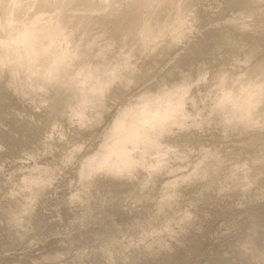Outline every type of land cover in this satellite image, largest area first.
Instances as JSON below:
<instances>
[{"label": "rangeland", "instance_id": "obj_1", "mask_svg": "<svg viewBox=\"0 0 264 264\" xmlns=\"http://www.w3.org/2000/svg\"><path fill=\"white\" fill-rule=\"evenodd\" d=\"M40 1L0 0V264H264V85L231 104L264 79V0H65L50 47L77 55L42 83L9 53L59 20ZM162 91L171 114L98 158Z\"/></svg>", "mask_w": 264, "mask_h": 264}, {"label": "bare ground", "instance_id": "obj_2", "mask_svg": "<svg viewBox=\"0 0 264 264\" xmlns=\"http://www.w3.org/2000/svg\"><path fill=\"white\" fill-rule=\"evenodd\" d=\"M96 1V0H95ZM98 1V0H97ZM100 1H102V0H100ZM100 1H99V3H100ZM120 1H122V0H111V4H112V6H113V8L114 9H116L117 7H116V4L117 3H119ZM125 1V0H124ZM131 1V4H135L136 2V7L138 6L137 4L138 3H142L143 4V1L145 2V0H130ZM149 2H145L146 4L144 5V6H148V3H150V1L151 0H148ZM65 2V0H41L40 1V6L41 5H47V4H51L50 6H54L55 4H56V6L58 5L59 7H60V10L62 9V11H60L59 9V13H58V19L59 20H57V21H55V22H53V23H51V24H47V25H43V22H42V26H39V25H36V24H28V25H23V26H21V28H19V30H18V32L17 33H15V40H21V41H23L22 42V44H18V42L16 43V44H18V45H16L15 44V46H12V48H11V50H10V52L9 51H7V52H9L10 53V55L12 56V59H15L16 60V66L18 65H25V64H37V65H41V68L42 69H40L39 71H41L42 73H41V76H39L40 78L38 79L39 80V82L40 83H42L40 80H42L43 79V81H47V79L50 77V73L51 72H54V71H56V70H59L62 66V64L60 63L62 60H63V58H65V57H67V58H69L68 56H71V57H73V54H76L77 55V53H73V52H75L76 50H72V48L71 49H69V48H67V49H65L64 47H61L62 49H57V48H55V49H53V48H51L50 47V45L52 44V42L53 41H55V39H57L59 36H58V34L60 33V31H61V28H62V24L64 25V20H63V18L64 17H62L63 16V14L62 13H60V12H63V8H62V6L64 7V3ZM82 2L84 3V4H87V5H92V4H95V3H97V2H94V0H82ZM94 2V3H93ZM105 2H106V0H105ZM126 2H127V0H126ZM126 2H125V4H126ZM129 2V1H128ZM54 4V5H53ZM130 4V5H131ZM142 4H140V6H138L137 7V10L139 9V7L141 8L142 7ZM124 5V4H123ZM40 6H38V7H40ZM55 6V7H56ZM127 6V5H126ZM143 6V7H144ZM42 7V6H41ZM128 7V6H127ZM135 7V6H134ZM135 7V8H136ZM56 8H58V7H56ZM125 8V7H124ZM134 8V9H135ZM132 9V8H131ZM122 11V10H121ZM128 11H129V9L125 12L126 14H127V16L130 18V17H134L133 16V14H132V16H130L131 14L130 13H134L132 10H130V13H128ZM116 12V11H115ZM122 12H124V11H122ZM119 13V12H118ZM136 13V12H135ZM134 13V15H136ZM60 14V15H59ZM117 14V13H116ZM130 14V15H129ZM62 15V16H61ZM125 14H123V16H124ZM31 16H33V15H31ZM120 16H122V15H120ZM127 16L125 17V18H127ZM44 17V16H43ZM120 18V17H119ZM122 19H124V22L123 21H121V23L123 22L124 24L126 23L127 25L129 24V22H132L133 21V23L135 24V23H137L135 20L136 19H132V18H128V20L127 21H129V22H127L126 20H125V18L124 17H121ZM120 18V19H121ZM39 19V18H38ZM41 19V18H40ZM121 19V20H122ZM27 20V19H26ZM30 20V19H29ZM33 20V19H32ZM115 20V19H114ZM116 20H118L119 21V19H116ZM132 20V21H131ZM28 21V20H27ZM35 21H37L36 19H35ZM49 21V20H48ZM48 21H46V22H48ZM135 21V22H134ZM41 22V21H40ZM39 22V23H40ZM51 22V21H50ZM22 23H24V22H22ZM38 24V23H37ZM41 24V23H40ZM130 24H132V23H130ZM128 25V26H130L129 28L131 29V26H133L134 24H132V25ZM123 25V24H122ZM126 25V26H127ZM135 26V25H134ZM17 27V26H16ZM125 27V26H124ZM18 28H15V29H18ZM117 28H118V26H117ZM123 30V29H122ZM12 35V34H11ZM60 35V34H59ZM63 35V34H62ZM54 39V40H53ZM60 40V39H59ZM14 43V42H13ZM54 44V43H53ZM58 45V44H57ZM56 46V45H55ZM51 49L50 51H51V53L50 54H48L47 56H44L43 57V52H45L47 49ZM8 50V49H7ZM72 50V52H70ZM83 50H80V51H78L79 53V55H84V52H82ZM80 52H82V54H80ZM46 55V54H45ZM9 55H8V53H7V56L6 57H8ZM11 56H9L10 58H11ZM87 56V55H86ZM67 58H65V60L67 59ZM84 58H85V56H84ZM83 59V58H82ZM65 60H63L64 62H65ZM70 60V59H69ZM82 61V60H81ZM264 61V60H263ZM15 62V61H14ZM66 62H68V61H66ZM86 62V63H85ZM87 62H88V60L86 59V60H84V63L82 62L81 63V66L82 67H85L86 68V66H87V69H88V67H90V65L89 64H87ZM86 66H85V65ZM59 65L61 66V67H59ZM64 65V64H63ZM68 65V64H67ZM106 65L108 66V64L106 63ZM262 64H260V66H261ZM31 66H33V65H31ZM66 66V65H65ZM92 66V65H91ZM107 66H106V68H107ZM259 66V67H260ZM262 66H264V62H263V65ZM30 67V66H29ZM34 68L35 69H37L38 67L35 65L34 66ZM91 68V67H90ZM90 68L88 69V71H87V75L88 76H92L93 74H97V73H99L98 72V70L96 69V68H91L92 70H90ZM261 68V67H260ZM264 68V67H263ZM263 68H261L260 69V71H263V74H264V69ZM62 69V68H61ZM84 69V68H83ZM94 69H96V70H94ZM112 69V68H111ZM263 69V70H262ZM101 71H104L103 70V67H102V69H100ZM86 71V70H85ZM100 71V72H101ZM113 71V70H112ZM259 71V72H260ZM67 73H69V71H66ZM86 73V72H85ZM109 73V72H108ZM114 73V72H113ZM261 73V72H260ZM96 74H95V76H96ZM110 74V73H109ZM86 75V74H85ZM99 75H102L101 73H99ZM98 74H97V77L99 76ZM106 75V74H105ZM86 77V76H85ZM100 77H102V76H100ZM105 77V76H104ZM107 77H109V75L107 76ZM45 79V80H44ZM92 79V78H91ZM101 79H104L103 77L101 78ZM106 79V78H105ZM37 80V81H38ZM97 80V81H96ZM95 80V82L93 83V82H91L92 84L90 85V84H87V85H89V88H93L92 90L94 91V88H99L102 84H101V82H103V80L102 81H100V79H99V77H98V79H96ZM91 81V80H90ZM89 82V81H88ZM253 82V83H252ZM248 86H246V87H241L239 90L240 91H238V93L236 94V97H233V98H235V99H232L233 100V102L231 103L232 104V106H233V108L234 109H237L236 110V112L239 110V109H242V110H245V112H243V111H241V113H246V111H248L249 110V108L251 107V106H255V105H253L256 101H257V99H258V97H257V93H258V90H262L261 88H263V87H261V86H263L264 85V79H263V81L261 82V83H258V82H256V83H258V84H255L254 83V80L252 81ZM84 83V82H83ZM105 83V82H104ZM188 85V84H187ZM80 86V85H79ZM91 86V87H90ZM83 86H81V88H82ZM84 88V87H83ZM88 89V87L86 86L84 89ZM86 89V90H87ZM101 89V88H100ZM81 90V89H80ZM85 90V91H86ZM89 90V89H88ZM96 90V89H95ZM171 90V89H170ZM169 90V91H170ZM226 90V89H225ZM82 91H83V89H82ZM259 91V92H260ZM76 92V91H75ZM81 92V91H80ZM100 92V91H99ZM102 92V91H101ZM172 92L173 91H171V98L173 97V96H175V94H173V96H172ZM177 91H175L174 90V93H176ZM82 93V92H81ZM81 93H80V96H81ZM86 93L87 92H85V93H83L82 95L84 96V97H86L85 95H86ZM160 94L161 93H163V91L162 92H159ZM164 96H166V90H164ZM169 92H168V90H167V96L168 95H170V93L168 94ZM234 94H235V92H233ZM90 94V92L88 91V96H90L89 95ZM102 94V93H101ZM176 94H178V92L176 93ZM79 95V94H78ZM155 95H157V94H155ZM162 95V94H161ZM233 95V94H232ZM79 96V97H80ZM151 96V95H150ZM154 96V95H153ZM153 96H152V98H153ZM179 96V95H178ZM2 97H4V96H2ZM2 97H0V98H2ZM78 97V96H77ZM93 97V96H92ZM159 97H161V96H159V95H157V97L155 98V100L158 98L159 99ZM162 97H163V95H162ZM176 97V96H175ZM180 97V96H179ZM179 97H178V99L176 98V101H175V103H174V101H173V99H174V97L172 98V100H170V102L171 101H173L172 103H168V98H169V96H168V98L166 99V97H163V102H164V99H165V102L167 103V105H165V104H160V105H163V106H159L158 105V107L157 106H155V107H151V108H149V107H147V105L149 104V103H147V105H146V109L147 108H149L148 110H147V112H145L144 114H141L142 113V111H140V110H138L139 111V113H136V114H132V113H130L131 111L130 110H132V108L133 107H135V106H133L129 111V113L130 114H132L128 119H126V118H120L121 116H119V119H117V120H119L118 122H119V126H121V128L119 129V131L117 132V134H116V137H115V140L113 141V142H111L109 145H107L106 146V148L105 149H103L102 150V152L99 154V156H98V158H102L106 153H109V152H118V153H123V151H124V149H123V144H121L122 143V140L124 139V138H128V137H134L135 135H136V131H137V129H136V123H139V121H149L150 123H161V120L163 121V117H165L166 115H168V114H171V112L173 111V109L177 106V105H175V104H178L179 103V101H180V99H179ZM232 97V96H231ZM89 98V97H88ZM150 98V97H149ZM225 97H223V99H224ZM3 99V98H2ZM81 98H79V100H78V104H79V102L82 100H80ZM84 99L86 100V98H83V101H84ZM148 99V98H147ZM154 99V98H153ZM152 99V100H153ZM160 99V100H161ZM170 99V98H169ZM262 99V98H261ZM145 99H143V101H144ZM167 100V101H166ZM175 100V99H174ZM226 100V99H225ZM231 100V101H232ZM2 101V100H1ZM92 101V100H91ZM142 101V100H141ZM146 101H150V99L149 100H146ZM158 101V100H157ZM90 102V101H89ZM258 102V101H257ZM76 103V104H77ZM81 103H82V101H81ZM144 103H145V101H144ZM144 103H142V104H144ZM150 103H152V102H150ZM160 102H157V104H159ZM261 103V102H260ZM141 104V105H142ZM230 104V105H231ZM156 105V104H155ZM139 106H140V104H139ZM139 106H137L138 108H140L141 109V107H143V106H141V107H139ZM148 106H150V105H148ZM228 106V105H227ZM232 106H229L230 108H232ZM228 107V108H229ZM144 108V107H143ZM179 108V107H178ZM137 109V108H136ZM133 110H135V108H133ZM146 111V110H145ZM239 111V112H240ZM254 111V110H253ZM238 112V113H239ZM241 113H239L240 115H241ZM263 113V112H262ZM251 114V113H250ZM249 114V115H250ZM240 115H238V116H240ZM244 115H246V114H244ZM243 115V116H244ZM124 116V115H123ZM243 116H241V117H239V118H242ZM248 116V113H247V115H246V117ZM167 117V116H166ZM251 117V116H250ZM117 118H118V116H117ZM163 118V119H162ZM236 118V117H235ZM238 118V117H237ZM256 118V117H255ZM243 119V118H242ZM244 119H245V116H244ZM247 119H248V117H247ZM246 119V120H247ZM147 123V122H146ZM116 124H118V123H116ZM118 126V125H117ZM123 128V130H121ZM116 130H118V128H116ZM138 135V134H137ZM111 154V153H110ZM124 154V153H123ZM112 155V154H111ZM121 156V155H120ZM119 157V156H118ZM124 157L125 158H127V156L126 155H124ZM119 159H120V157H119ZM257 203V202H256ZM264 203V202H263ZM259 204V203H258ZM258 204H255L256 205V207H258L257 205ZM254 205V204H253ZM263 206V205H262ZM245 207H248V206H245ZM251 207V208H250ZM250 207H249V209H252V210H256L257 211V209L259 208H257L256 209V207L255 206H253V207H255L254 209L252 208V206H251V204H250ZM261 209H262V207H260ZM259 208V209H260ZM246 209V208H245ZM248 209V208H247ZM260 209V210H261ZM252 210H250V212H252ZM253 211V212H254ZM259 211V210H258ZM257 211V213L256 214H259V212L261 213V211H259L258 212ZM259 216H260V214H259ZM256 217H258V215L256 216ZM258 218H260V217H258ZM182 260V259H181ZM180 260V261H181ZM185 261L186 260H184L183 262L185 263Z\"/></svg>", "mask_w": 264, "mask_h": 264}]
</instances>
